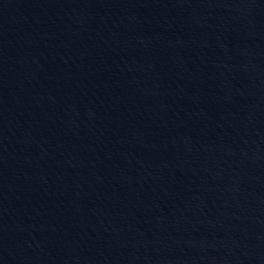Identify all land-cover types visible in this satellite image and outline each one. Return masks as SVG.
<instances>
[{
  "label": "water",
  "instance_id": "water-1",
  "mask_svg": "<svg viewBox=\"0 0 264 264\" xmlns=\"http://www.w3.org/2000/svg\"><path fill=\"white\" fill-rule=\"evenodd\" d=\"M0 264H264V0H0Z\"/></svg>",
  "mask_w": 264,
  "mask_h": 264
}]
</instances>
